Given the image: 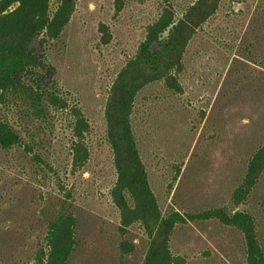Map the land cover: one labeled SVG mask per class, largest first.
Masks as SVG:
<instances>
[{
  "label": "rangeland",
  "instance_id": "374dc122",
  "mask_svg": "<svg viewBox=\"0 0 264 264\" xmlns=\"http://www.w3.org/2000/svg\"><path fill=\"white\" fill-rule=\"evenodd\" d=\"M161 9L159 0H76L47 54L68 109L37 121L22 101L0 104V123L19 138L0 147V264H43L48 223L65 212L76 221L68 264H143L147 234L139 223L121 225L111 197L106 108L129 83L140 86L130 119L149 187L162 215L185 219L170 237L174 264H245L236 229L186 217L218 209L250 213L264 252V170L240 205L234 195L264 143V0H221L194 27L172 88L154 67L125 71ZM72 108L89 126L81 166L73 162Z\"/></svg>",
  "mask_w": 264,
  "mask_h": 264
},
{
  "label": "trees",
  "instance_id": "16d2710c",
  "mask_svg": "<svg viewBox=\"0 0 264 264\" xmlns=\"http://www.w3.org/2000/svg\"><path fill=\"white\" fill-rule=\"evenodd\" d=\"M50 1L0 0V104L22 101L28 105L27 116L37 121H45L51 114L68 109L47 54L50 43L58 40L69 24L76 0H59L53 12L49 9ZM220 1L179 4L175 0H159L161 13L147 27L145 39L125 71L151 66L157 79L170 88L177 87L172 70L180 69L182 50L194 27L212 16ZM139 88L133 83L122 85L106 108L107 141L116 171L111 197L120 211L121 225L129 227L139 223L147 234L149 245L143 264H174L177 259L170 249V237L185 219L178 212L162 215L149 187L130 119ZM70 111L74 118L73 162L81 166L87 160L84 138L89 126L79 109ZM18 143L19 138L8 123H0V147L7 150ZM263 170L264 143L248 159L242 183L234 193L239 201L235 205L249 196ZM186 217L216 219L236 229L243 238L245 264H264V252L250 213L238 209L227 213L218 209ZM75 223L73 215L67 212L48 223L43 264H68L76 245Z\"/></svg>",
  "mask_w": 264,
  "mask_h": 264
}]
</instances>
